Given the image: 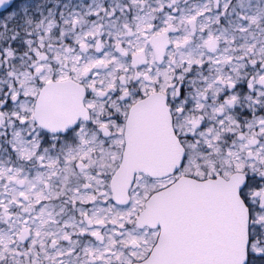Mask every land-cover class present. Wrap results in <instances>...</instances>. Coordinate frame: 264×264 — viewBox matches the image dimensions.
Instances as JSON below:
<instances>
[{
	"label": "snow or ice",
	"instance_id": "obj_1",
	"mask_svg": "<svg viewBox=\"0 0 264 264\" xmlns=\"http://www.w3.org/2000/svg\"><path fill=\"white\" fill-rule=\"evenodd\" d=\"M0 264H264V0H0Z\"/></svg>",
	"mask_w": 264,
	"mask_h": 264
}]
</instances>
